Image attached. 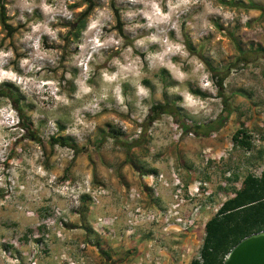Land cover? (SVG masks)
<instances>
[{
    "label": "clouds",
    "instance_id": "1",
    "mask_svg": "<svg viewBox=\"0 0 264 264\" xmlns=\"http://www.w3.org/2000/svg\"><path fill=\"white\" fill-rule=\"evenodd\" d=\"M253 2L264 6V0ZM242 3L246 5L248 0ZM0 10L8 27L17 30L9 36L0 23V88H11L22 99L17 106L11 97L0 98V208L12 205L26 217L20 233L14 236L15 230H5L0 244L11 242L21 248L19 236L32 228L27 245L31 255L25 251L24 264H40L43 245L31 243L40 238L35 230L44 223L37 216L38 207L51 208L52 223L45 226L50 238L54 235L65 242L68 238L55 230L58 220L78 213L84 206L83 197L97 207H102L100 197H111L110 188H94L90 170L75 180H61L63 168L76 158L73 148L57 144L55 159L63 161L61 170L46 168L41 144L25 139L29 135L26 122L39 132L41 140L55 136L83 148L104 129L118 131L129 143L141 140L148 121L153 130L163 128L172 133L159 145L167 147L180 142L183 129L175 116L167 117L163 124L152 122L153 107L174 102L189 126L217 120L224 112L221 86L207 61L218 67L224 58L235 54L231 40L225 39L229 32H234L244 47H264V12L233 8L220 0H91V4L89 0H3ZM82 17L83 26L74 33ZM202 43L205 50L201 57L194 52ZM160 72L166 74L169 87L157 84L155 77ZM236 76L233 69L224 80L226 92L229 85L237 83ZM250 135L259 148L258 135ZM24 143L29 144L28 151ZM107 143L115 146L111 138ZM212 152L211 147L202 149L205 165L208 160L226 163L232 146L218 155H209ZM253 155L247 152V156ZM148 162L152 163L151 159ZM251 171L254 178L264 179V164ZM144 183L153 190L154 198L160 197L162 190L183 187L182 178L163 173ZM201 187L209 186L194 180L189 197L211 195L201 193ZM144 195L133 189L129 198L141 201ZM186 203L166 201V211L160 216L137 209L121 224H117V214L101 212L90 226L100 234L123 228L125 235L132 237L137 228L163 221L173 224L179 233L191 223L182 215ZM69 251L59 253L57 264H76Z\"/></svg>",
    "mask_w": 264,
    "mask_h": 264
},
{
    "label": "rangeland",
    "instance_id": "2",
    "mask_svg": "<svg viewBox=\"0 0 264 264\" xmlns=\"http://www.w3.org/2000/svg\"><path fill=\"white\" fill-rule=\"evenodd\" d=\"M3 0H0L2 5ZM220 3L233 8H259L264 12V6L257 5L253 0H248L245 5L242 0H220ZM218 31L219 25H217ZM225 39L231 40V47L235 54L224 58V62L214 67L212 61H207L210 70L214 73L217 83L221 82L220 96L223 98L224 112L220 116L223 121L217 120L208 123L193 122L191 126L184 123L183 115L174 107V102H165V109L152 113L156 118L152 122L166 123V118L175 116L183 129V135L179 143L172 142L167 147H159L162 140L168 139L172 133H166L163 128L152 129V124L145 122V135L141 140L129 143L118 131L109 133L102 130L99 135L83 148L76 145V158L63 168L61 180L73 179L77 176L92 171L94 188H110L111 197H100V205L97 207L87 197H83L84 206L78 213L73 214L65 221H57L55 230L62 232L68 239L60 242L51 235L46 224L52 223V210L49 207H38L37 216L44 223L36 229L40 234L39 239H34L40 248V264H57V257L62 250H70L69 254L76 264H156L154 257L159 256L162 263V254H166L174 263L188 264L192 258L199 256L202 240L204 238V221L201 220L197 228L189 229L182 233L165 232L161 224L149 225L153 233L147 234V226L137 228L132 237H127L123 228H117L104 234L97 233L90 226L93 217L101 212L117 214V224H121L130 214L137 213L136 209L156 211L164 208L165 202L174 200L175 188L164 192L165 201L157 203L160 197H153V190L146 188L144 181L152 176L175 175L182 178L183 188L192 186L194 180L207 182L208 190L215 208L227 198L233 196L234 191L241 186L245 175L252 174L251 169L264 164V47L249 44L244 47L236 38L234 32H229ZM205 44L197 46L194 54L203 56ZM235 69L237 76L235 85H229L226 90L223 87L224 80ZM151 78V76H150ZM157 84H167V76L164 72L156 74ZM148 83V81H145ZM9 93L17 98L16 104H22L21 97L9 88ZM7 98V97H2ZM162 104V105H164ZM169 110V112H167ZM172 112V113H171ZM210 130L201 128L209 126ZM201 126L200 128H197ZM25 128L29 130L26 140L41 144L45 153L43 164L46 168L60 172L63 161L55 159L56 145H51L49 140H41L38 131H33L26 122ZM238 129L245 130L249 136V147H243L233 140L232 136ZM151 133V134H149ZM256 133L258 139L255 147L252 143ZM115 140V146L109 145L107 140ZM23 143V142H20ZM232 146L229 160L219 164L208 160L204 164L205 156L202 149L211 147L212 153L227 150ZM63 147V146H61ZM29 144L24 143V150L28 151ZM155 150V154L151 152ZM252 151V157L247 152ZM16 152H13V156ZM94 156L96 158H94ZM151 159L152 163H149ZM173 161L175 163L173 164ZM231 172V175L227 173ZM76 174L75 176L73 174ZM203 188V187H201ZM133 189H139L145 195L141 201L129 198ZM23 200V197H21ZM159 204H162L160 206ZM217 211H211L208 219ZM207 219V220H208ZM26 223V217L12 205L0 208V239L4 238L5 230H15L13 235L20 233L21 226ZM32 228H27L19 236L21 248H17L11 242L0 244V264H14L19 260L24 264L25 251L30 243L29 237L33 233ZM150 240V241H149ZM83 244L84 247L80 245ZM149 254L150 259L146 258ZM152 258V259H151Z\"/></svg>",
    "mask_w": 264,
    "mask_h": 264
},
{
    "label": "trees",
    "instance_id": "3",
    "mask_svg": "<svg viewBox=\"0 0 264 264\" xmlns=\"http://www.w3.org/2000/svg\"><path fill=\"white\" fill-rule=\"evenodd\" d=\"M89 3L91 4V0ZM0 23L7 28L9 36L17 31L8 27L2 10H0ZM82 26L83 17L77 29L73 30L74 33ZM219 85L221 86V82ZM9 91V88H0V98L11 97L16 101L17 98L13 97ZM166 105L154 106L152 113H159L158 110L165 109ZM153 115L149 118L151 121L156 118V115ZM222 121L221 117L217 120L218 123ZM210 127L211 125L201 128L210 130ZM232 138L240 146L246 148L250 146L249 136L243 129L236 130ZM49 141L52 146L59 144L77 150L76 145L69 139H57L53 136ZM203 228L204 238L199 256L192 258L189 264H222L225 256L238 241L253 232L264 230V179H256L250 173L245 175L241 186L234 191L233 196L222 202L217 212L204 223Z\"/></svg>",
    "mask_w": 264,
    "mask_h": 264
},
{
    "label": "built area",
    "instance_id": "4",
    "mask_svg": "<svg viewBox=\"0 0 264 264\" xmlns=\"http://www.w3.org/2000/svg\"><path fill=\"white\" fill-rule=\"evenodd\" d=\"M189 189L190 188L185 189L183 187L181 188L180 186H177L175 188V192L173 193V198L175 201H187L186 204L182 205V207L184 209L182 215L185 217L186 220H190L191 223L182 232L188 231L189 229H192V228H197L199 225V222L201 220L204 221V219H205L204 218V210L217 211V209L219 208V206H218V208H215V204H214L213 200H211L212 199L211 195L203 196V198H201V199L190 198L188 195ZM200 191H201V193L209 192L208 190H205L204 188H201ZM137 209H136V212H137ZM165 211H166V207L157 209L156 211L142 210L141 213L150 212V213L156 214L157 216H160V214L164 213ZM160 224H161L163 230L165 227L168 228L167 233H169V232L177 233L174 230L173 224H171V223L170 224H164L163 221H161ZM203 226H204V223H203ZM182 232H179V233H182ZM146 258L150 259L149 254H146ZM154 260H155L156 264H161V260H160L159 256L154 257ZM139 264H141V263L139 262Z\"/></svg>",
    "mask_w": 264,
    "mask_h": 264
},
{
    "label": "water",
    "instance_id": "5",
    "mask_svg": "<svg viewBox=\"0 0 264 264\" xmlns=\"http://www.w3.org/2000/svg\"><path fill=\"white\" fill-rule=\"evenodd\" d=\"M222 264H264V230L253 232L238 241Z\"/></svg>",
    "mask_w": 264,
    "mask_h": 264
},
{
    "label": "crops",
    "instance_id": "6",
    "mask_svg": "<svg viewBox=\"0 0 264 264\" xmlns=\"http://www.w3.org/2000/svg\"><path fill=\"white\" fill-rule=\"evenodd\" d=\"M162 192H164V191H162ZM160 199L161 200H157L158 202L157 203H162L163 201H165V198H164V193H162V195H161V197H160ZM160 206H162V204H159ZM209 213L211 214V211L210 210H204V223L207 221V219H208V217H209ZM148 228H147V231H146V233L147 234H151V233H153V229L150 227V226H147ZM150 241V240H149ZM161 257H163V261H162V263L163 264H178V263H174L172 260H174V259H172L171 260V258L169 257V256H167L166 254H162L161 255ZM190 262V261H189ZM189 262H188V264H189Z\"/></svg>",
    "mask_w": 264,
    "mask_h": 264
}]
</instances>
